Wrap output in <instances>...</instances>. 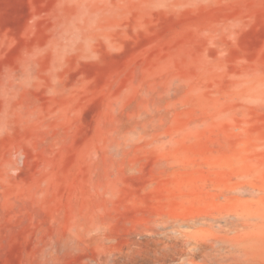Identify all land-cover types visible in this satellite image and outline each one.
I'll list each match as a JSON object with an SVG mask.
<instances>
[{"label": "rangeland", "instance_id": "obj_1", "mask_svg": "<svg viewBox=\"0 0 264 264\" xmlns=\"http://www.w3.org/2000/svg\"><path fill=\"white\" fill-rule=\"evenodd\" d=\"M0 264H264V0H0Z\"/></svg>", "mask_w": 264, "mask_h": 264}, {"label": "bare ground", "instance_id": "obj_2", "mask_svg": "<svg viewBox=\"0 0 264 264\" xmlns=\"http://www.w3.org/2000/svg\"><path fill=\"white\" fill-rule=\"evenodd\" d=\"M204 245V244H203ZM207 245V244H206ZM207 248V247H206Z\"/></svg>", "mask_w": 264, "mask_h": 264}]
</instances>
